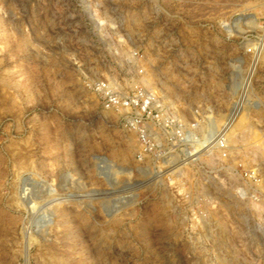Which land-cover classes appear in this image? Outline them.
<instances>
[{
	"label": "rangeland",
	"instance_id": "obj_1",
	"mask_svg": "<svg viewBox=\"0 0 264 264\" xmlns=\"http://www.w3.org/2000/svg\"><path fill=\"white\" fill-rule=\"evenodd\" d=\"M122 69L206 138L240 102L227 157L138 161ZM0 264H264V0H0Z\"/></svg>",
	"mask_w": 264,
	"mask_h": 264
},
{
	"label": "built area",
	"instance_id": "obj_2",
	"mask_svg": "<svg viewBox=\"0 0 264 264\" xmlns=\"http://www.w3.org/2000/svg\"><path fill=\"white\" fill-rule=\"evenodd\" d=\"M136 55L130 54L129 59L133 60ZM120 72L123 77L109 74L105 79L91 81L88 87L98 96L101 109L116 116L122 130L134 134L139 146L138 161L151 158L161 164V170L173 168L172 174L180 175L179 165H184L186 160L195 162L206 156L207 162L213 161L214 151L220 158L227 157L226 125L235 120L240 102L235 104L227 123L206 138L202 129L211 125L209 118L196 113L186 122L139 76L127 74L125 69ZM139 72L142 73L141 69ZM177 161L180 162L176 164Z\"/></svg>",
	"mask_w": 264,
	"mask_h": 264
},
{
	"label": "bare ground",
	"instance_id": "obj_3",
	"mask_svg": "<svg viewBox=\"0 0 264 264\" xmlns=\"http://www.w3.org/2000/svg\"><path fill=\"white\" fill-rule=\"evenodd\" d=\"M124 191V190H123Z\"/></svg>",
	"mask_w": 264,
	"mask_h": 264
}]
</instances>
